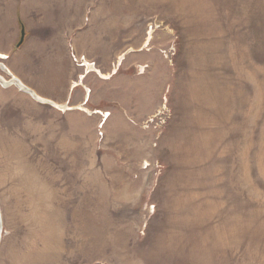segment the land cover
<instances>
[{"label": "rangeland", "instance_id": "1", "mask_svg": "<svg viewBox=\"0 0 264 264\" xmlns=\"http://www.w3.org/2000/svg\"><path fill=\"white\" fill-rule=\"evenodd\" d=\"M9 73L0 264H264V0H0Z\"/></svg>", "mask_w": 264, "mask_h": 264}, {"label": "crops", "instance_id": "2", "mask_svg": "<svg viewBox=\"0 0 264 264\" xmlns=\"http://www.w3.org/2000/svg\"><path fill=\"white\" fill-rule=\"evenodd\" d=\"M24 40H25V36H24L23 42H24ZM23 42L21 43V45L23 44ZM44 42L48 44L49 38H45L44 39ZM50 43H52V44L54 43V42H52V38L50 39ZM59 44H61V46L64 45V47L67 48V45H68L67 38H64L62 36L61 37V42ZM56 48H58V45H56ZM53 60L56 61L55 58H50V66L51 67L54 66L53 65V63H54ZM19 80L25 85V83H24V81H22V79H19ZM69 81L70 80L67 81V76H65V78H60L59 80L58 79H56V80L51 79L50 80L51 84H50V87L48 89H51L52 90V93L53 94H56V93H54V91L57 90V88H58L59 91H60L59 92V97H55L54 95H43V94L39 93L36 89H32L31 87H28L27 85L26 86L29 89H31L36 95H38L40 97H43L45 99L51 100V101H53V102H55L57 104L63 105V104H67V102H68L69 90L73 89V87L76 85V83L73 82V81H71V83L69 84L68 83ZM136 82L142 83L143 82V76L136 78ZM141 88L142 87H140L139 90L137 88H135L134 90L130 89L129 90V94H130V97L129 98L131 100H135V99H138L139 98V100L141 102L143 100L142 99L143 98L142 97V93L143 92H142V89ZM138 94H139V96L137 97ZM76 102H78V101H76ZM140 104H142V102ZM65 109L76 110V109H78V107H75V106H73V107H66ZM129 111L130 112L132 111V108L131 107H129Z\"/></svg>", "mask_w": 264, "mask_h": 264}, {"label": "bare ground", "instance_id": "3", "mask_svg": "<svg viewBox=\"0 0 264 264\" xmlns=\"http://www.w3.org/2000/svg\"><path fill=\"white\" fill-rule=\"evenodd\" d=\"M0 82L1 83H6V84H10V83H12L13 85H15L18 89H20V90H22V91H24V84L21 82V84H19V83H16L15 82V79H13V78H11L10 79V81H5V79L3 80L1 77H0ZM28 93V92H27ZM29 95L31 96V97H33L35 100H37V101H40V102H48V103H51L50 101H47V100H43V99H41L39 96H37L35 93H29ZM1 233H2V222H1V215H0V239H1Z\"/></svg>", "mask_w": 264, "mask_h": 264}, {"label": "water", "instance_id": "4", "mask_svg": "<svg viewBox=\"0 0 264 264\" xmlns=\"http://www.w3.org/2000/svg\"><path fill=\"white\" fill-rule=\"evenodd\" d=\"M24 36H25V30H24V28L22 27V29H21V34H20V40H19V42L17 43V45L18 46H20L21 45V43L23 42V39H24ZM9 75H11L10 73H9ZM12 76V75H11ZM12 78L13 79H15V82L16 83H19V84H21V82H20V80L19 79H17L15 76H12ZM25 88H24V91L25 92H28V93H34L31 89H29L27 86H24Z\"/></svg>", "mask_w": 264, "mask_h": 264}]
</instances>
